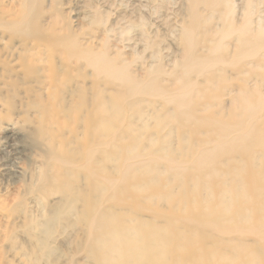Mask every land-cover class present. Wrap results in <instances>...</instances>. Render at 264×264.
<instances>
[{"label":"bare ground","instance_id":"obj_1","mask_svg":"<svg viewBox=\"0 0 264 264\" xmlns=\"http://www.w3.org/2000/svg\"><path fill=\"white\" fill-rule=\"evenodd\" d=\"M245 1L237 24L232 0H188L175 66L135 76L54 0H0V103L33 112L40 150L22 202L0 197V264H39L62 221L68 264H264V21Z\"/></svg>","mask_w":264,"mask_h":264},{"label":"rangeland","instance_id":"obj_2","mask_svg":"<svg viewBox=\"0 0 264 264\" xmlns=\"http://www.w3.org/2000/svg\"><path fill=\"white\" fill-rule=\"evenodd\" d=\"M253 1L248 8L252 12L250 18L264 21V0ZM54 3L55 10L61 13V18L71 30L89 39L88 42H92L94 47H107L108 54L121 52L130 63V72L135 76H141L142 70L138 67L142 62L149 61V56L153 54L157 55L164 69L170 70L182 53L179 31L188 22V0H54ZM232 3L234 13L231 20L240 24L243 21L241 13H244L243 8L248 7V3L245 0H232ZM202 8L198 7V10L209 25L217 23V13ZM89 71L83 68L73 72L72 76L88 74ZM106 88L104 85L100 89L106 91ZM18 91L22 95L20 93L23 91ZM19 100L18 97L13 100L17 104L12 101L13 109L7 105L1 106L0 103V197L11 196V199L17 196L22 202V195L13 194L23 191V186L28 183L29 173L39 161L40 150L31 144L29 132L34 124L24 114L27 108L21 107ZM24 103L22 100V105ZM33 200V197H27V201L35 202ZM49 202L35 204L33 215L36 223L45 221L40 218L54 215L53 212L42 210L44 204H47V210H54ZM61 223L64 226H57L54 230L50 256L39 264H68L72 259L80 260L72 243V237L75 238L78 233L74 228L77 225ZM73 242H76V238ZM4 247L6 249L7 245Z\"/></svg>","mask_w":264,"mask_h":264}]
</instances>
